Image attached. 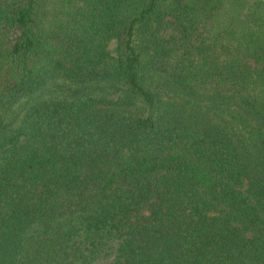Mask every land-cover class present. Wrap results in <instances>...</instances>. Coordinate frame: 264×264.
Listing matches in <instances>:
<instances>
[{
    "label": "trees",
    "instance_id": "obj_1",
    "mask_svg": "<svg viewBox=\"0 0 264 264\" xmlns=\"http://www.w3.org/2000/svg\"><path fill=\"white\" fill-rule=\"evenodd\" d=\"M0 264H264V0H0Z\"/></svg>",
    "mask_w": 264,
    "mask_h": 264
}]
</instances>
